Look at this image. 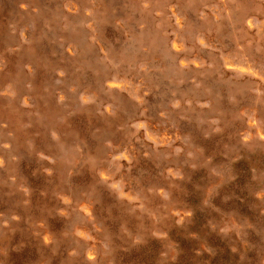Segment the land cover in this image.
I'll use <instances>...</instances> for the list:
<instances>
[{
  "label": "rangeland",
  "instance_id": "rangeland-1",
  "mask_svg": "<svg viewBox=\"0 0 264 264\" xmlns=\"http://www.w3.org/2000/svg\"><path fill=\"white\" fill-rule=\"evenodd\" d=\"M263 21L0 0V264H264Z\"/></svg>",
  "mask_w": 264,
  "mask_h": 264
},
{
  "label": "bare ground",
  "instance_id": "bare-ground-1",
  "mask_svg": "<svg viewBox=\"0 0 264 264\" xmlns=\"http://www.w3.org/2000/svg\"><path fill=\"white\" fill-rule=\"evenodd\" d=\"M24 9V8H23ZM68 9V8H67ZM78 13V12H77ZM162 17H164V16H162ZM264 22V21H263ZM157 30V29H156ZM251 61V60H250ZM180 62V61H179ZM182 69V68H181ZM250 71V70H249ZM257 76V75H256ZM247 77H248V75H247ZM120 83V82H119ZM125 86V85H124ZM127 87V86H126ZM83 99V98H82ZM175 105V104H174ZM160 139V138H159ZM129 141V140H128ZM191 148V147H190ZM130 164V163H129ZM110 177V176H109ZM119 196V195H118ZM50 236V235H49ZM45 237V236H44Z\"/></svg>",
  "mask_w": 264,
  "mask_h": 264
}]
</instances>
